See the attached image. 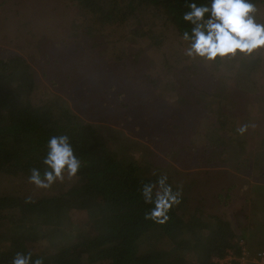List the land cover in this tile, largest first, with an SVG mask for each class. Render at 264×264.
Returning <instances> with one entry per match:
<instances>
[{
  "label": "trees",
  "instance_id": "16d2710c",
  "mask_svg": "<svg viewBox=\"0 0 264 264\" xmlns=\"http://www.w3.org/2000/svg\"><path fill=\"white\" fill-rule=\"evenodd\" d=\"M188 2L66 0L67 5L78 10V15L69 24L74 39L71 43L75 48L84 45L100 52V46L107 49L112 45V29L129 21L133 28L128 41L134 43L147 38L149 45L160 48L170 40L172 32L181 36L191 28L182 18L189 10ZM249 2L256 9L253 14L256 20L264 23L261 16L264 13L258 8L264 0ZM21 43L18 41L17 45L22 46ZM43 46L51 53L47 45ZM178 46L174 54L182 55L184 42H178ZM263 49L249 54L237 52L214 61L190 58L192 62L186 64V72L167 80L162 86L155 83L162 89L152 92L151 99L147 94H140L139 98L134 95L133 101L124 103L128 111L122 116H111L112 120L117 117L115 121L124 124L128 118H138L148 126L149 139L157 142L164 128L166 136L185 135L187 140H192L191 146L186 148L183 156L175 158L185 166L189 160L202 165L223 163L224 166L240 158L237 163L243 164L247 171L252 168L246 164L264 167V137L260 145L243 140L245 131L240 129L249 126L246 120L249 115L245 114V119L240 114L233 116L238 99L227 100L222 93L228 88V83L222 80L227 75L230 78V71H236L240 81L257 71ZM57 52H61L59 48ZM136 52L140 53V50ZM137 56L134 55L135 59ZM113 57L118 61L117 65L113 61L94 67L100 68V87L104 88L99 90L92 83H86L82 92L86 103L93 105L96 97L105 96L108 87L112 89L117 85L114 80L119 73L115 67L124 64L119 63L121 55L114 54ZM56 63L58 59L54 56L44 58L39 65L44 68L43 77H40L35 63L25 54L0 47V264H13L17 254L28 255L29 264H35L37 260L40 264H191L189 258L193 264H214L213 256H223L228 250L239 255L243 246L250 256L264 252V225L261 218L252 213L256 208L248 207V223L239 220L236 224L214 214L195 196L211 190V201L221 202L228 198L224 188L227 185H230L228 188L236 185L239 188L240 181L220 180L217 169L210 167L198 173L183 174L168 165L161 173L153 172L150 168L156 167L152 160L157 155L149 146L124 134L122 129L84 121L76 111L81 99H76L74 110V106L56 92L55 87H63L62 92L69 89V85L67 89L64 86L66 78L55 72ZM203 63L206 71L203 67L199 74L213 82V90L202 88V78L196 77L199 75L196 65L200 68ZM210 65L213 72L208 70ZM69 90L68 97H72L73 89ZM75 92L80 91L75 89ZM240 94L245 98L249 96L243 90ZM216 100L221 101L217 109L213 107ZM202 109L206 110L208 124L200 117L199 110ZM262 111L264 113V109ZM156 121L162 130L154 128ZM196 125H200V133L195 138L206 142L198 151L199 144L193 140ZM61 135L68 137L80 166L74 175L65 174L48 187H38L29 178L35 169L43 179L47 169L43 160L48 141ZM141 146L145 148L142 154H135ZM251 147L254 151L248 156ZM161 175H166L173 191L179 192V202L168 210V218L163 223L149 215L154 206L146 203L142 195L143 187ZM263 179L253 187H264ZM217 188L221 191H216ZM82 210L88 213L89 222L86 227L77 228L74 237L71 214ZM250 214L255 218H250ZM242 225H246L245 228ZM238 227L244 229L238 231ZM243 234L249 240L241 243Z\"/></svg>",
  "mask_w": 264,
  "mask_h": 264
},
{
  "label": "rangeland",
  "instance_id": "374dc122",
  "mask_svg": "<svg viewBox=\"0 0 264 264\" xmlns=\"http://www.w3.org/2000/svg\"><path fill=\"white\" fill-rule=\"evenodd\" d=\"M65 1L66 0H0V47L14 49L25 54L32 63H35L34 67L38 70L40 77H43L41 72L44 68L39 65L43 63L44 58L50 59L53 56L57 58L58 63L55 64L57 67L55 72H59L61 77L66 78L64 86L67 89L69 85V89H73V92L70 93L74 94L72 97H68L70 90L68 89V91L65 90L62 92L63 87H60V89L55 87L57 90L56 92L65 97L67 103L74 106V110L76 99H81V105L77 103L78 106L76 111H78L80 117L84 121L93 124L104 123L114 128L122 129L124 134L141 141L146 147L149 146L151 151L157 155L152 160L154 165L156 164V167L150 168L153 172L161 173L162 168L168 165H171L174 169L180 170L183 174L184 172L187 174L196 171L198 173L199 171H203L206 167H210L209 169H217L216 172H219L218 174L221 176L217 175V177H220V180L229 179L231 181L234 180L233 182L240 181L239 188L237 187L238 185L231 188H228L230 185H227L224 188V191L227 193L223 194L228 198L221 202L216 199H214L215 201H211V190L202 191V194L198 193L195 196L200 199L205 207L210 208L214 214L220 215L223 219L229 218L236 224L239 220L243 223H248V207L253 209L256 208L252 213L261 214L263 216L261 217V221L264 225V187L251 188L254 183L260 182V179L264 178V167L255 164H246V167L252 168L247 171L243 164L237 163L241 160L240 158L237 162H235V159L233 163H225L227 165L224 166L223 163H216L219 166H214L215 163L213 162L209 165H202L197 161L190 160L186 162L185 166L184 163L182 164L179 160L175 159L183 156L186 152V148L191 146L189 144H191L192 140H187L186 137H184L185 135L183 137L166 136L164 131L165 128L162 130L163 127H160V123L156 121L154 123V128L159 127L157 129L162 130L161 138L159 142H157L151 138L149 139V132H146V129H149L148 126L138 118H128L124 121V124H118L117 122L119 121H115L117 117L112 120L113 117L111 116H122L125 111H128L124 103L131 100L133 101L134 95H137L139 98L140 94H147L148 98L151 99L152 92H160L162 89V87L157 88L155 83L162 86L167 80L188 70L186 64L192 62V60L184 55V53H182V55L174 54V49L179 47L178 42H183L181 36L172 32L173 34L170 40L160 48L149 45V40L147 38L140 39L133 43L127 40V38H131L130 30L133 28L132 23L127 21L124 24L118 25L116 29H112L114 32L110 42L113 43L112 45H108L107 49L100 46L99 49L102 50L99 52L97 51L98 49L92 50L84 45L80 48H75L71 43L74 42V39L71 36V27L69 24L71 20L78 15V10L73 5H67ZM258 8L259 11L264 13V2L258 4ZM261 16L263 18L262 20H264V15ZM112 30L110 31L112 32ZM18 41L22 42V46L17 45ZM43 44L47 45L51 53H47ZM58 48L61 52H57ZM138 50H140V53L136 52ZM114 54L121 55L122 59L119 63L124 64L121 67H115L118 69L119 73L117 79L114 80L117 85L114 86V88L112 87V89L108 87L106 95L96 97L93 105L86 103L87 100L85 95H82V92H84L83 86L89 82L92 83L94 88L103 90L104 87H100V68L98 69L97 67L94 69V67L96 64H105L113 61L117 65L118 61L113 57ZM134 55H138L136 59ZM166 60L168 61L165 63ZM203 67L204 71H206V65L204 63L200 68L196 65L198 74L199 69ZM209 68L210 69L207 68L209 71H214L211 65ZM158 74H160V78H157ZM229 74L230 78L227 75V78L222 80L225 84L226 82L228 83L227 91H222V93H224V97L227 100L235 101L238 99V105L232 111L233 116L240 114L242 118L245 114L249 115H246V120L247 124L252 127L250 129L248 128L249 126L247 128L244 127L245 130L243 131H245V136L243 140L248 144L254 141L256 142L255 145H260L259 142L264 137V113L262 111L264 109V49L260 59V65L257 71L252 73L250 78L248 77L240 81V78L236 75V71L234 70L230 71ZM196 77L202 78L200 79L202 88L206 90H213V88H215V85L212 84L213 82L204 79V76L199 74L196 75ZM155 79H157L156 82H154ZM75 89L80 92L76 93ZM242 90L249 94L247 98L241 96L240 92ZM166 96L170 95L168 94ZM216 97L221 99L218 95ZM166 100L171 101L168 97H166ZM219 102L221 103L219 100L213 105L215 109H217L218 104H220ZM203 104L204 101L202 102V105ZM230 106L231 105H229V108ZM250 109L251 111L249 112ZM205 112V109H202V111L199 110L200 117L202 116L208 124ZM153 117L156 118V115ZM243 118L245 119V117ZM198 126L200 125L194 127L196 131L193 132V140L195 144H199L200 146L206 142L203 139L197 140L195 138L197 135L199 136L200 133V128H198ZM199 146H197L198 148L196 147V151L205 145ZM253 147L255 149L256 146ZM253 147H251L248 156L253 154ZM143 149L145 148L141 146L140 151H137L135 154L141 155ZM246 149L249 148L246 147ZM261 155L263 154L261 153ZM256 156L258 157V155ZM259 158L261 159L263 156H259ZM160 165L162 166L160 167ZM230 171H234L233 174L230 173ZM246 178H248V180H246ZM211 184L212 183L209 182V185ZM261 184L263 183L261 182ZM216 191L221 190L217 188ZM88 222L89 215L86 211L82 210L71 214L70 223L73 224L74 237L79 230L76 229L83 228L84 226L86 227ZM226 222L228 223L229 220ZM242 226L245 228L246 225ZM259 227L262 228L261 225ZM238 228V231L244 229ZM188 261L191 264L194 263L191 258H189Z\"/></svg>",
  "mask_w": 264,
  "mask_h": 264
},
{
  "label": "clouds",
  "instance_id": "9594fccd",
  "mask_svg": "<svg viewBox=\"0 0 264 264\" xmlns=\"http://www.w3.org/2000/svg\"><path fill=\"white\" fill-rule=\"evenodd\" d=\"M188 9L182 18L191 28L181 35L185 45L183 52L187 57L214 61L217 57L237 52L249 54L264 47V23L256 20L253 15L256 9L249 0H206L203 3L189 0ZM243 130L240 129L241 132ZM47 148L43 160L47 169L43 179L35 169L29 178L38 187H48L53 180L62 179L65 174L72 176L80 166L67 136L51 137ZM167 180L166 175H161L142 190L145 202L154 206L149 215L159 223L168 218V210L179 202V192L173 191ZM242 241L245 242V238ZM214 257L221 256H213L211 260ZM13 264H29V256L17 254ZM35 264H40L39 260Z\"/></svg>",
  "mask_w": 264,
  "mask_h": 264
},
{
  "label": "built area",
  "instance_id": "2783aa9c",
  "mask_svg": "<svg viewBox=\"0 0 264 264\" xmlns=\"http://www.w3.org/2000/svg\"><path fill=\"white\" fill-rule=\"evenodd\" d=\"M212 261L214 264H264V252L256 256H250L248 249L243 246L239 255L232 250H228L224 256L214 257Z\"/></svg>",
  "mask_w": 264,
  "mask_h": 264
},
{
  "label": "crops",
  "instance_id": "0c3cea01",
  "mask_svg": "<svg viewBox=\"0 0 264 264\" xmlns=\"http://www.w3.org/2000/svg\"><path fill=\"white\" fill-rule=\"evenodd\" d=\"M246 180H248V178H246ZM255 184H260V182L254 183L253 185H255ZM253 185L251 186V188H252V189H255V187H253ZM258 188H259V187H258ZM249 216H250V218H255L254 215H252V214H250ZM256 216H257L258 218L263 217L261 214L259 215V213H256ZM243 235H244L245 240H249L248 236H245V234H243Z\"/></svg>",
  "mask_w": 264,
  "mask_h": 264
}]
</instances>
